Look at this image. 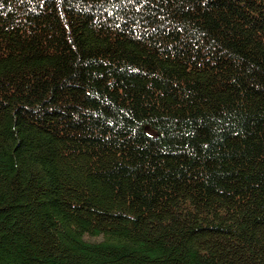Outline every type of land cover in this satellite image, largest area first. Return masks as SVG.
<instances>
[{
    "label": "trees",
    "instance_id": "trees-1",
    "mask_svg": "<svg viewBox=\"0 0 264 264\" xmlns=\"http://www.w3.org/2000/svg\"><path fill=\"white\" fill-rule=\"evenodd\" d=\"M0 264H264V0H0Z\"/></svg>",
    "mask_w": 264,
    "mask_h": 264
}]
</instances>
